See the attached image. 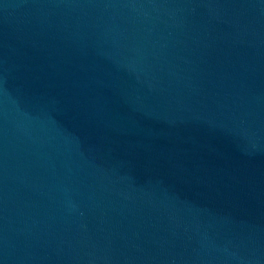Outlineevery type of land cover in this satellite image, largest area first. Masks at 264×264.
<instances>
[{
  "label": "water",
  "instance_id": "95a60500",
  "mask_svg": "<svg viewBox=\"0 0 264 264\" xmlns=\"http://www.w3.org/2000/svg\"><path fill=\"white\" fill-rule=\"evenodd\" d=\"M0 264H264V0H0Z\"/></svg>",
  "mask_w": 264,
  "mask_h": 264
}]
</instances>
